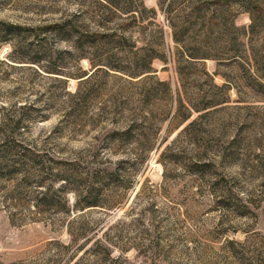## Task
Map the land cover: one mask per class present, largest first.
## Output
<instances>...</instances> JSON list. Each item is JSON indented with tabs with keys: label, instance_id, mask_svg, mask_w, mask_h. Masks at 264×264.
<instances>
[{
	"label": "rangeland",
	"instance_id": "rangeland-1",
	"mask_svg": "<svg viewBox=\"0 0 264 264\" xmlns=\"http://www.w3.org/2000/svg\"><path fill=\"white\" fill-rule=\"evenodd\" d=\"M168 3L0 0V144L103 179L0 176V264H264V0Z\"/></svg>",
	"mask_w": 264,
	"mask_h": 264
},
{
	"label": "trees",
	"instance_id": "trees-1",
	"mask_svg": "<svg viewBox=\"0 0 264 264\" xmlns=\"http://www.w3.org/2000/svg\"><path fill=\"white\" fill-rule=\"evenodd\" d=\"M107 2L110 4L113 3L112 5L115 6L118 10L126 12V13L135 14L136 12H138L137 7L135 8V6L133 5L134 0H111V2L107 0ZM174 2L175 0H169L168 6L172 7ZM124 3H125V6H124ZM120 7H123V8H120ZM52 28H55V31L57 32L60 29H62L60 24L52 26ZM70 28L72 30V36H70L71 41H73V43L75 44L77 52L79 50L82 51V54L79 53L80 57L85 56L87 53L84 52V49L86 45L89 43L88 36H87V39L84 40V36L81 37L80 35L79 36L76 35V33L79 32V27L76 26V24L71 25ZM22 30H24V27H22L19 24H13V23L0 21V32L3 33L5 37H8L10 39L16 38L18 37L16 36L19 34L18 32H21ZM115 33H117L116 30L115 32H113V34H110V33L105 34L103 32H96L92 36V43L101 44L102 39L107 37L106 35L115 37L116 36ZM107 59H111V58L109 57ZM99 65L111 66L116 71L118 69H122L120 68V66H113L109 62H106V60H100V62L98 61L96 64V67ZM152 72H153V69L150 66H142L140 70H138V72L129 73V75L132 78H139L143 76L144 74H148L144 77V79L140 80L141 82H145L148 79L155 78L154 75H152ZM160 85H164V83L160 82ZM21 121L22 119L18 120L16 124L19 126ZM17 132H18L17 130L12 131L9 134V139L5 141L3 144H0V176L7 178L8 180H13L14 178L15 179L20 178L21 183L18 184V188H20L22 184L29 183L30 180L34 177H38L39 179L38 181L40 182L41 186L46 185V181L48 179L47 176H50V175L53 177L55 176L57 180H60L62 178L65 179L67 181V185L70 186L72 189H77L78 185L82 186V184L88 185L89 183H92V184L98 183V182L100 183V181L103 180L99 176L97 177L92 176L86 179L81 178L80 174H78L77 161L61 162L62 164H65V165L67 164V166H69V170H67L69 172L71 171V174L69 176L68 174H65L67 172H65L63 168H59V170H57L55 169L54 166H47V164L44 162L42 158L44 155L37 153L35 149H33L32 147L23 146L21 142H18L17 144L16 138L17 136L21 135L20 133L17 134ZM35 163L36 165L33 166V164ZM71 166L73 167L71 168L72 170L70 169ZM36 167H39L38 168L39 170H35L34 168ZM112 177H113L112 178L113 182L117 181L121 183V178H120L118 171L115 174H113ZM92 184H90L91 185L90 187L93 186ZM99 190L101 189L99 188ZM75 194H76L75 206L77 205L78 208L83 209L86 207L99 206V204L102 203L99 200L100 191L96 192L93 188H89L87 194H84V193L80 194L79 192H76V191H75ZM53 197H54V194L48 192V189H47V191H45L43 195L39 198L38 206L44 207L45 205L49 204L53 200Z\"/></svg>",
	"mask_w": 264,
	"mask_h": 264
}]
</instances>
